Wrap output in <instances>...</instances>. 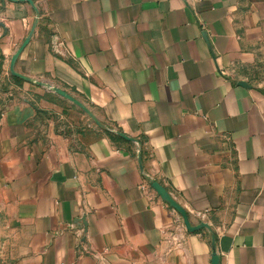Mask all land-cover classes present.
Segmentation results:
<instances>
[{"label":"crops","instance_id":"crops-1","mask_svg":"<svg viewBox=\"0 0 264 264\" xmlns=\"http://www.w3.org/2000/svg\"><path fill=\"white\" fill-rule=\"evenodd\" d=\"M31 1L0 0L7 264H264V0ZM35 24L15 71L103 128L8 99Z\"/></svg>","mask_w":264,"mask_h":264},{"label":"rangeland","instance_id":"rangeland-1","mask_svg":"<svg viewBox=\"0 0 264 264\" xmlns=\"http://www.w3.org/2000/svg\"><path fill=\"white\" fill-rule=\"evenodd\" d=\"M4 88L10 91L8 93L10 101L20 100L34 104L40 109L39 112L42 114L48 112L45 110L47 106H43L44 103L53 104L58 108V113L62 115L64 121H70L76 125L91 124L94 127V123L83 110L57 95L47 86L29 83L11 74L10 80L4 82ZM83 104L85 105L84 102ZM9 243L13 244V240L7 239V234L5 235L0 229V264H7L11 260L13 247L11 248Z\"/></svg>","mask_w":264,"mask_h":264},{"label":"water","instance_id":"water-1","mask_svg":"<svg viewBox=\"0 0 264 264\" xmlns=\"http://www.w3.org/2000/svg\"><path fill=\"white\" fill-rule=\"evenodd\" d=\"M15 2H26L29 3L31 5H33V2L31 0H14ZM37 24V21H36ZM36 24L33 27L32 32L30 33V35L27 37V39L25 40V42L23 43V45L16 51V53L14 54V56L11 59V65H10V72L13 76L18 77L24 81H27L29 83H35L37 85L40 86H44L49 89H51L54 93H56L57 95L61 96L62 98L72 102L73 104H75L77 107H79L81 110H83L87 116L99 127V128H103L102 124L100 123V121L96 118V116L90 111V109L88 107H86L81 101H79L78 99H76L75 97H73L72 95L68 94L67 92L56 88V87H51L49 85H43L40 82L34 81L33 79H30L26 76H23L19 73H17L15 71V65L16 62L20 56V54L22 53V51L24 50V48L29 44L32 35L34 33ZM116 135L120 136L121 138L127 140V141H135L134 139H130L128 136L124 135L121 132H115ZM140 164H142L141 160H140ZM151 187L156 191V193L160 196V198L162 199V201L164 203H166L167 205H169L172 209H174L176 212H178L180 214V216L183 219L184 225L186 227V229L190 232H197V231H201L202 229H208L210 230L209 226L206 224H201L197 227H191L189 224V220H188V215L186 213V211L174 200V198L171 196V194L168 192V190L163 187L159 182L157 181H152L151 182ZM213 256H212V264H220V257L217 254L216 248L214 247L213 249Z\"/></svg>","mask_w":264,"mask_h":264},{"label":"trees","instance_id":"trees-1","mask_svg":"<svg viewBox=\"0 0 264 264\" xmlns=\"http://www.w3.org/2000/svg\"><path fill=\"white\" fill-rule=\"evenodd\" d=\"M109 134V136H111L112 138H115L114 137V134H112V133H108Z\"/></svg>","mask_w":264,"mask_h":264}]
</instances>
